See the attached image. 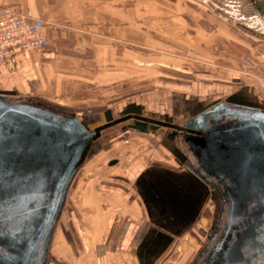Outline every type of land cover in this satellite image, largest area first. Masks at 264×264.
<instances>
[{
  "label": "crops",
  "instance_id": "0c3cea01",
  "mask_svg": "<svg viewBox=\"0 0 264 264\" xmlns=\"http://www.w3.org/2000/svg\"><path fill=\"white\" fill-rule=\"evenodd\" d=\"M8 10L42 20L47 47L17 54L13 66L0 72V94L38 97L73 109L89 127L136 113L173 121V112L183 109L190 116L221 100V80L235 79L218 63L228 56L225 45L207 59L205 75H197L207 80L192 85L193 98L181 104L186 91L177 84L180 66L164 56L180 53L182 38L201 35L181 26L177 0H0V11ZM165 70L176 71V79L160 78ZM113 217L110 213L98 227L78 231L86 264H135L129 244L136 220L129 216L130 226L119 229L112 228Z\"/></svg>",
  "mask_w": 264,
  "mask_h": 264
},
{
  "label": "water",
  "instance_id": "95a60500",
  "mask_svg": "<svg viewBox=\"0 0 264 264\" xmlns=\"http://www.w3.org/2000/svg\"><path fill=\"white\" fill-rule=\"evenodd\" d=\"M251 91L239 88L182 126L127 114L93 129L74 113L33 103L31 97L16 103L0 94V263L32 261L41 242L43 252L48 250L69 187L94 141L124 122L139 132L161 127L188 132L198 144L193 155L205 177L223 184L221 203L240 218L234 248H245L249 258L258 251L262 255L264 103Z\"/></svg>",
  "mask_w": 264,
  "mask_h": 264
},
{
  "label": "rangeland",
  "instance_id": "374dc122",
  "mask_svg": "<svg viewBox=\"0 0 264 264\" xmlns=\"http://www.w3.org/2000/svg\"><path fill=\"white\" fill-rule=\"evenodd\" d=\"M177 1L181 4V26L189 31L196 30L201 35L198 38H188V36L185 39L182 38L180 53L174 56H164L166 62L180 66V83L177 84H180L182 90L186 91L182 92L180 96L181 104L184 106L187 103L185 99L193 98V93L191 94L190 90L199 83L198 81L207 80L204 76L199 78L200 75H205L204 68L207 59L209 60L210 55H218L217 53L225 45L228 56L221 58L218 63H223V67L227 68L235 79L221 80L224 82L221 100L237 89L247 87L252 89L251 92L264 103L262 70L264 67V14L260 15L254 12L247 0ZM166 17L168 18L170 15H166ZM194 42L197 44V49H193ZM139 50L141 49L139 48ZM165 51L172 53L171 50ZM206 51L208 53H205ZM133 73L135 74V71ZM162 73L164 76H160V78H164V81H168L167 78H173V76L176 79L175 76L178 74L173 70H165ZM31 98L34 99L33 103H40L58 111L75 114L73 109L59 107V105L51 104L42 98ZM189 105L193 106L194 102H190ZM136 114L178 126H182L191 117V115L187 116L188 111L183 109L173 112L176 116L173 121ZM90 116H94V114H90ZM77 118L79 119V116ZM87 118L84 120L88 121ZM97 123L87 127L93 129L106 124L105 120ZM127 126V122L111 126L103 130L94 141L86 160L69 187L62 217L57 223L52 237L48 264H86V256L78 231L84 227H98L110 213L115 216L112 219V228L117 225L119 229L126 228L127 224H130L129 216L138 220L133 224V238L142 228V224L146 221L142 210L123 209L136 205L130 204L132 200L125 197V193L127 196L129 193L125 182L131 181L133 178L134 172L131 169L133 170V164L137 163L138 159L143 161L141 165H144L145 162L147 165L155 156L167 161L171 160L159 145L161 137L171 129L161 127L159 131L140 133L136 130L126 129ZM114 161L117 164L110 166V163ZM127 184L129 185L131 182ZM216 209L217 202L213 195L204 208L201 222L192 231L185 233L158 264H189L201 247V240L204 238L206 230L211 228L210 222L213 223V220L210 221L211 211Z\"/></svg>",
  "mask_w": 264,
  "mask_h": 264
},
{
  "label": "flooded vegetation",
  "instance_id": "af4514ba",
  "mask_svg": "<svg viewBox=\"0 0 264 264\" xmlns=\"http://www.w3.org/2000/svg\"><path fill=\"white\" fill-rule=\"evenodd\" d=\"M247 1L254 12L260 15L264 14V0ZM7 98L10 101L21 103L24 97L9 94ZM196 113L191 114L190 119ZM114 120L116 119L105 122ZM81 122L86 126L85 122ZM133 126L128 125L126 129L136 130ZM159 145L171 160L167 161L155 156L147 165V162L141 165L143 161H137V164H133V170L131 169L134 172L133 178L127 182H131V184L128 185L125 182L129 193L128 196L127 193L124 195L127 199L132 200V203L129 201L130 204L136 205L123 209L142 210L141 212L146 218L142 228L138 230L134 238L132 237L131 243H128L131 254L133 253L137 260L136 264H158L166 257L170 248L175 246L185 233L192 231L201 222L204 208L213 195L217 202V209L211 211L210 221L213 220V223L210 222L211 228L206 230L204 238L201 240V247L189 264H264V250L262 255L258 251L259 253H256L254 257L249 258L245 254V248H234L236 241L238 242L237 235L241 232L240 218L236 219L233 210H228L226 203L222 205L220 195L224 192L223 184L205 177L198 160L193 155L192 148L197 149L198 144L191 141L190 134L173 129L168 130L159 140ZM116 164L114 161L110 166ZM138 168L140 169L136 171ZM195 171L205 177V180L197 176ZM63 210L64 207L62 213ZM133 224H131L132 229ZM128 226L130 224H127ZM50 245L51 242L48 250L44 253L42 242L39 243L34 259L26 264H48ZM234 252L235 255H233ZM0 253H3L2 247Z\"/></svg>",
  "mask_w": 264,
  "mask_h": 264
},
{
  "label": "built area",
  "instance_id": "2783aa9c",
  "mask_svg": "<svg viewBox=\"0 0 264 264\" xmlns=\"http://www.w3.org/2000/svg\"><path fill=\"white\" fill-rule=\"evenodd\" d=\"M46 24L26 12L0 11V72L13 66L19 53L43 52L47 39L43 34ZM263 76H264V67Z\"/></svg>",
  "mask_w": 264,
  "mask_h": 264
}]
</instances>
